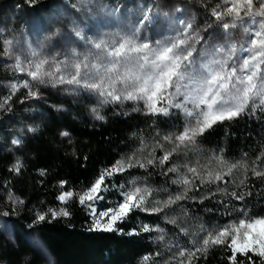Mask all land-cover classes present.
I'll use <instances>...</instances> for the list:
<instances>
[{"label":"trees","instance_id":"16d2710c","mask_svg":"<svg viewBox=\"0 0 264 264\" xmlns=\"http://www.w3.org/2000/svg\"><path fill=\"white\" fill-rule=\"evenodd\" d=\"M174 1L193 11L203 37L237 29L235 17L217 15L218 0ZM4 62L0 101L12 97L0 117V215L10 227L0 225V264H264L229 235L202 243L264 219V102L180 143L187 123L179 109L148 112L115 98L93 114L53 86L27 101ZM94 188L101 201L87 199ZM140 192L146 205L131 204L111 229L91 215L90 206L118 210ZM157 201L166 205L155 210Z\"/></svg>","mask_w":264,"mask_h":264},{"label":"rangeland","instance_id":"374dc122","mask_svg":"<svg viewBox=\"0 0 264 264\" xmlns=\"http://www.w3.org/2000/svg\"><path fill=\"white\" fill-rule=\"evenodd\" d=\"M218 1L217 15L235 17L237 29H215L203 37L192 26L193 11L176 8L174 0H116L110 5L99 0H3L0 31L8 44L0 59L8 61L3 65L27 101L42 99L37 94L41 87L53 86L93 114L103 102L116 99L148 112L179 109L187 123L182 143L248 105L264 102V0ZM10 97L12 93L0 101V117L9 112ZM163 101L168 106L159 107ZM86 197L102 200L95 188ZM146 202L140 192L129 194L118 210L90 206V212L100 228L111 229L131 204ZM151 205L159 210L166 204ZM0 225L6 232L10 227L3 214ZM227 235L237 251L264 255V219L206 235L202 243H218ZM27 237L48 258L37 234Z\"/></svg>","mask_w":264,"mask_h":264}]
</instances>
